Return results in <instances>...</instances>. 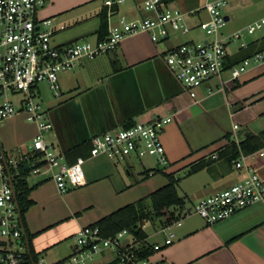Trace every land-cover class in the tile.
<instances>
[{"label": "crops", "instance_id": "1", "mask_svg": "<svg viewBox=\"0 0 264 264\" xmlns=\"http://www.w3.org/2000/svg\"><path fill=\"white\" fill-rule=\"evenodd\" d=\"M207 1L175 0L172 6L188 11L202 7ZM104 2L47 0L38 16L52 20L55 44L88 39L96 41ZM142 2L125 0L117 7L131 18L150 14L141 8ZM227 10L225 15L229 20L236 17L235 6L231 5ZM263 16L242 27L225 26L222 35L225 37L244 29ZM208 18L209 14L203 8L195 15L187 16L186 21L191 27L189 33L198 35L199 23ZM251 38L250 42L260 36ZM173 39L168 48L181 43L176 41L177 38ZM190 40L196 39H185ZM165 42L153 41L148 32L131 34L112 50L122 58L119 67V61H114V57L112 61L109 56L105 58L109 64L104 67L86 60L70 70L74 71L73 77L82 87H74L75 91L48 109L43 106L53 123L51 133H46V140L54 149L65 154L84 140H90L95 133L124 127L129 121L137 122V118L151 121L159 116L173 115V121L162 133V141L171 162L168 172H177L185 167L189 170V164L228 144L226 134L240 140L248 131L258 133L264 129V61L254 63L236 79L226 71L222 78L204 83L197 90V97L193 98L167 66L164 51L159 49V44L164 47ZM228 48L230 56L241 49L240 46L236 51ZM90 74L93 78L86 80ZM223 113L228 114L229 123L220 121ZM20 121V114L6 119L1 129L3 142L0 136L3 150L16 158L26 154L32 144H25L26 130L33 132V139L38 133L37 125L32 122L23 123L14 132L12 126ZM235 124L239 126L236 130ZM22 146L26 147L20 149ZM14 151H18L19 156ZM84 157L85 184L70 189L72 191L66 198L60 197L57 183L47 175L28 178L34 204L25 213V222L28 233L34 234L31 243L39 254V264L42 260L45 264H53L66 258L76 247L74 235L81 227L95 223L168 181L167 178L160 180L156 188L148 184L149 180L130 188L122 169L128 176L132 175L131 169L135 168L132 163H126L122 168L104 154ZM256 167L264 178V159H259ZM153 169L143 167L137 177H143L148 170L152 176L155 174ZM242 176L235 165L216 160L210 167L190 174L189 177L199 178L196 186L186 188L180 195L188 199L186 207L190 208L205 194L222 190ZM58 198L60 203L56 202ZM58 205L65 211H59ZM176 231V240L152 255L154 264H264V203H255L214 224H207L193 214L186 217ZM25 241V250L29 251L31 246L27 237ZM157 241L162 242V239ZM108 260L99 258L92 264H108Z\"/></svg>", "mask_w": 264, "mask_h": 264}, {"label": "built area", "instance_id": "2", "mask_svg": "<svg viewBox=\"0 0 264 264\" xmlns=\"http://www.w3.org/2000/svg\"><path fill=\"white\" fill-rule=\"evenodd\" d=\"M46 1L0 0V126L6 119L26 113L28 121L38 128L28 152L19 158L8 155L0 145V240L4 242L0 260L5 264H21L26 251L14 183L21 166L27 165L29 177L47 175L53 179L61 193L85 184L86 158L79 156L70 163L65 154L57 152L46 140L53 123L43 105L35 101L40 82L45 81L60 95L59 72L73 70L82 59H94L114 50L131 34L148 32L153 41L164 44L171 37V31L189 33L187 16L195 15L202 8L209 18L201 21L199 27L211 37L178 43L169 47L164 56L167 66L191 97L196 98L197 90L204 83L222 78L226 71L236 79L252 63L264 61L263 50L227 67L229 43L238 41L240 48H245L249 43L247 38L264 28L263 16L224 37L222 31L229 20L222 10L228 0H208L202 7L188 11L166 0H143L141 8L150 14L134 18L113 8L125 0H105L107 36L96 41L77 40L63 44H55L52 40V20L38 16ZM19 94L22 95L16 101L11 98ZM172 121L173 115L159 116L98 133L90 139L89 157L104 154L116 163L155 157L157 168H169L171 162L162 133ZM238 127L234 125L235 130ZM212 156L217 157L216 154ZM259 159H264V146L251 153H241L234 161L243 175L239 181L199 199L190 208H168L163 218L166 223L144 238H137L126 228L106 236L98 225L81 227L74 235L73 252L53 264H89L97 255H102L100 258L104 260L110 259L108 264H154L152 255L176 240V228L186 217L197 214L207 224H214L255 203H264V178L256 167ZM158 235L162 242L151 240ZM148 248L154 253L143 257ZM41 264H45L43 260Z\"/></svg>", "mask_w": 264, "mask_h": 264}, {"label": "trees", "instance_id": "3", "mask_svg": "<svg viewBox=\"0 0 264 264\" xmlns=\"http://www.w3.org/2000/svg\"><path fill=\"white\" fill-rule=\"evenodd\" d=\"M166 1L173 2L175 0ZM113 8L115 10L118 9L117 5H114ZM100 17V26L97 33L99 39H103L108 34L106 6L100 13ZM263 50L264 35L259 39L249 42L245 48H241L234 55H229L227 67H231L234 64L240 63L245 58L251 57L255 53ZM133 123L134 122L129 121L127 124H125V126H129ZM226 137L229 139L228 144L205 156H202L201 158L189 164L188 173L192 174L202 168L210 167L216 160H223L228 165H234L235 159L238 158L241 153H251L264 146V129L258 133L248 131L245 134V137L239 141H237L236 138H230V134H226ZM91 147L92 143L90 140H88L68 150L65 153V156L70 163H73L79 156H89L91 153ZM213 154H216L217 157H213ZM153 170L154 172H157L160 171L161 168H155ZM149 173L150 171L148 170L144 176L147 177ZM164 174L166 175L168 181L163 186L143 196L137 201L128 203L114 210L92 224L100 226L102 234L106 236L113 235L119 230L126 228L130 232L134 233L137 238H144L148 235V232L145 228V225L148 222L153 226L154 229L164 225L166 222L163 218L168 208H177L182 210L187 206L188 202V199H186L185 196H181L179 193V179L176 177V172H164ZM28 178L29 168L24 163L21 166L20 174L15 179L14 183L21 212L20 218L24 228V235L22 239L26 243L25 237L28 238V243L30 244L31 249L23 253V260L21 264H39V254L33 250L31 243L34 234L28 233L25 222V213L34 204V200L30 198L32 187L28 183ZM0 244L4 245V242L0 241ZM2 252L3 251H1V253ZM152 253H154V250L148 248L144 252L143 257H147ZM0 264L5 263L0 260Z\"/></svg>", "mask_w": 264, "mask_h": 264}, {"label": "rangeland", "instance_id": "4", "mask_svg": "<svg viewBox=\"0 0 264 264\" xmlns=\"http://www.w3.org/2000/svg\"><path fill=\"white\" fill-rule=\"evenodd\" d=\"M228 6L227 7H224L223 8V13L225 14L229 8V6L233 5L235 6V9H236V17L233 18L231 17V19L227 22V25L226 27L227 28H238V27H242L244 25H246L247 23H249L250 21L254 20L256 17H260L261 15L264 14V0H228ZM174 34H176V36H174ZM170 35H171V38L169 39L170 41H167L165 42V46L162 47L161 44H159V49L160 51H164L162 54L165 56V51L168 49V46H170V43L171 42H174V39L172 40V38H177V42H184L185 39H189V38H192V37H195L196 40L200 41L201 39H204V38H208V37H211L209 36L208 34H206L205 31L203 30H199L198 31V35H194V32L192 33H182V32H175V31H171L170 32ZM264 35V28L261 29V30H258L256 31L252 36L256 39L258 38L259 36H263ZM84 41H92L91 39H88V40H84ZM229 47L233 50L236 51V49H238L239 47V42L238 41H231L229 43ZM239 50V49H238ZM237 50V51H238ZM103 56L99 57L96 59H83L81 61H86L88 60V62H91L92 64H97V66H102L104 67L105 65H108L109 64V61L108 60H105V58L108 59V57L112 56L111 57V60L112 58H116L114 61H119V60H122V58L120 57V55L118 54H113V51H110L107 53H104L102 54ZM113 61V60H112ZM80 63V62H79ZM119 64L117 65L119 67V65L121 64V62L119 61L118 62ZM254 63H252L251 65H253ZM250 65V66H251ZM249 66V67H250ZM72 72L74 71H61L59 72V84H60V95H58L54 90H52L48 83H46L45 81H42L38 84V93H37V96L35 97V101H38L40 102L46 109L50 108L51 106H53L54 104L62 101L65 97L69 96L71 92L75 91L76 88L74 87H82V86H79L78 85V82L76 80V78L73 77V74ZM93 78L92 74H90V76H86V80H91ZM22 94H19V95H11V98L13 100H17L21 97ZM20 115H22V121H20L18 124H14L12 126V129H14V132L17 130V128H21L23 123H27V124H30L31 122L28 121L27 119V114L26 113H20ZM14 116H17V115H14ZM223 118L220 119V121L223 123H229V116L227 113H223V115H221ZM142 119L140 118H137V121H141ZM4 123V122H3ZM2 126H0V136H1V139L4 137H2ZM51 132H49L50 134ZM26 142L25 144H31L32 142V139H33V132H31L30 129H27L26 130ZM209 135V134H208ZM50 137V136H49ZM2 139V142L4 141ZM50 139V138H48ZM15 155L19 156V152L18 151H14L13 152ZM133 162V163H132ZM131 163L135 166L134 169H131L132 171V175L128 176L126 171L124 169L123 170V173L125 174V178L127 179L126 181V185L130 188L132 187H135L137 185H140L141 183L143 182H146L149 180L148 184L152 186V188H156L157 186L159 187L160 185V180H165L166 175L164 174V172H168V168H161L160 171H157V172H154L155 174L152 175V176H143V177H140L138 178L137 175H139V170H143V167H147V168H156L157 167V162L155 160V157H144L142 159H134V160H131ZM120 166H123L126 164L124 162H119ZM186 168V167H185ZM185 168H182L181 170H178L176 172V177L179 179V184H178V190H179V193L180 194H184V190L186 188H190V187H194L196 186V182L197 180V177H189V173H188V170L185 169ZM163 170V171H162ZM152 177H155L154 179ZM196 178V179H194ZM157 179V180H156ZM156 180V181H155ZM167 180V179H166ZM80 187V186H79ZM75 188H78V187H75ZM72 189V188H71ZM59 190V189H58ZM72 191V190H71ZM70 189L66 191L65 195L62 196L60 194V192L58 191V194L60 195L61 198H66L65 196H67V194L69 192H71ZM211 193H208V194H205L204 196H202L200 199L202 198H206L208 197L209 195H211ZM137 201V199H136ZM56 202L60 203V199H56ZM56 208L61 211V212H64L65 209L62 207V206H56ZM145 228L147 230V232L149 234L153 233L154 232V228L153 226L148 222L146 225H145ZM157 239H162V237L160 235L158 236H152L151 237V240L152 241H155ZM71 242H73L71 240ZM102 255H97L96 256V261L101 257ZM93 262H90L89 264H92Z\"/></svg>", "mask_w": 264, "mask_h": 264}, {"label": "water", "instance_id": "5", "mask_svg": "<svg viewBox=\"0 0 264 264\" xmlns=\"http://www.w3.org/2000/svg\"><path fill=\"white\" fill-rule=\"evenodd\" d=\"M226 19L227 20H229V16H227L226 15ZM248 39V41L250 42V40L252 39L250 36L247 38ZM176 78V77H175ZM107 130H109V129H107ZM107 130H105V131H107ZM104 132V131H103ZM101 133V132H100ZM96 134H98V133H95V134H93L92 136H94V135H96ZM92 136H91V138H92ZM87 140H89V139H87ZM86 140H84L82 143H84ZM24 147H26V146H22L20 149H23ZM68 151V150H67ZM24 153V152H23Z\"/></svg>", "mask_w": 264, "mask_h": 264}]
</instances>
